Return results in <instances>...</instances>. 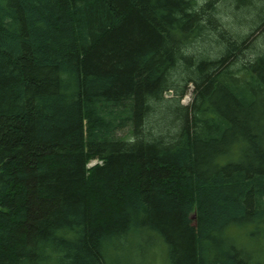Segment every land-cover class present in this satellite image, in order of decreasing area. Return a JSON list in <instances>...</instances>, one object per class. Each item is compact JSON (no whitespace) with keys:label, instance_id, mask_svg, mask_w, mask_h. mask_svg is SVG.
I'll return each mask as SVG.
<instances>
[{"label":"trees","instance_id":"obj_1","mask_svg":"<svg viewBox=\"0 0 264 264\" xmlns=\"http://www.w3.org/2000/svg\"><path fill=\"white\" fill-rule=\"evenodd\" d=\"M222 13L0 0V264H264V51Z\"/></svg>","mask_w":264,"mask_h":264},{"label":"rangeland","instance_id":"obj_2","mask_svg":"<svg viewBox=\"0 0 264 264\" xmlns=\"http://www.w3.org/2000/svg\"><path fill=\"white\" fill-rule=\"evenodd\" d=\"M232 1H236V0H232ZM242 0H239V2H241ZM233 2V5H234ZM259 3H264V0H258ZM257 0H255V4L256 7L259 9V5H258ZM219 5L221 10L223 11V16L225 15V20L229 23V25L231 26V35L236 34L234 32L239 33V36H249V38H246V42L247 44H252L253 45V50L255 52H260V51H264V19H260L257 20L258 23H256L255 21V10H254V6L253 9H251V4H244L245 9L243 8L242 10L236 12V13H232L230 11V7L232 5V2L229 0H219ZM264 13V10L262 9V7L259 9V15H262ZM227 14L229 15L227 17ZM230 20V21H229ZM234 31V32H233ZM233 37V36H232ZM242 40V39H240ZM248 52V51H246ZM250 55H254L253 53H251ZM237 65V64H235ZM193 93H194V88H193V84L189 83L187 89H186V93L180 98V102H182L183 104H187L190 103V101L192 100L193 97ZM172 92H167L166 95H171ZM156 118H158V116H156ZM97 160L96 159H91L88 164H93L95 163ZM193 219V218H192ZM192 222L194 223V219L192 220ZM197 223V220H196ZM195 224V223H194ZM241 236L240 239H238L239 244L241 245V247H245V249L250 253V254H254L255 252L257 253H261L262 251V247L259 245V243L250 237V240H245L242 241L241 240ZM147 252L150 253L149 250H146ZM160 256L156 262V264H162L160 262ZM146 260V259H145ZM140 262V261H139ZM138 262V264H139ZM142 264H144L142 262Z\"/></svg>","mask_w":264,"mask_h":264},{"label":"water","instance_id":"obj_3","mask_svg":"<svg viewBox=\"0 0 264 264\" xmlns=\"http://www.w3.org/2000/svg\"><path fill=\"white\" fill-rule=\"evenodd\" d=\"M191 218H193V219H194V223L196 224V217H195V212H193V213L191 214Z\"/></svg>","mask_w":264,"mask_h":264}]
</instances>
